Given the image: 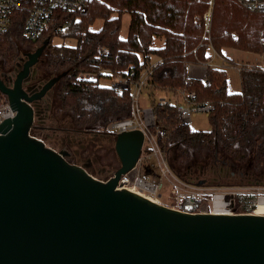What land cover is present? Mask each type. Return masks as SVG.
<instances>
[{
  "label": "trees",
  "instance_id": "16d2710c",
  "mask_svg": "<svg viewBox=\"0 0 264 264\" xmlns=\"http://www.w3.org/2000/svg\"><path fill=\"white\" fill-rule=\"evenodd\" d=\"M207 3L95 0L76 13L58 11L44 38H50L48 69L68 72L61 80L57 108L72 113L74 128L64 129L65 144L81 143L83 136H90L92 140L82 153L86 156L95 148V140H106L111 143L110 150L102 148L110 154L107 165L117 168L119 164L113 161L115 136L106 131L107 125L132 116L133 83L156 62L145 87L156 117L151 130L179 176L189 179L180 169L177 151L189 157L191 150L202 153L217 144H223L225 152L241 162L246 151L256 146L258 163L264 166V69L242 68L241 91L233 94L228 91L225 71L209 66L213 50L220 56L224 48L264 54V13L250 10L237 0H216L211 30L206 34L203 16ZM125 14L130 15V24L123 37ZM98 22L101 25L95 28ZM57 37L73 44H55L53 39ZM157 39H161V45H156ZM23 40L22 26L17 24L10 33L0 36V55L13 58ZM100 48L108 54L101 56ZM189 65H207L205 80L190 78ZM115 77L128 80V87L118 91L114 83L100 84L101 79ZM156 91H171L175 96H180L179 92L194 93L192 104H212V129L193 131L181 122L180 102L157 101ZM32 134L39 137L36 132Z\"/></svg>",
  "mask_w": 264,
  "mask_h": 264
},
{
  "label": "water",
  "instance_id": "95a60500",
  "mask_svg": "<svg viewBox=\"0 0 264 264\" xmlns=\"http://www.w3.org/2000/svg\"><path fill=\"white\" fill-rule=\"evenodd\" d=\"M49 44L28 55L12 88L0 76L16 112L0 126V264H264V215L188 214L119 189L142 158V131L115 135L120 166L105 181L32 134L34 105L68 74L24 90Z\"/></svg>",
  "mask_w": 264,
  "mask_h": 264
},
{
  "label": "built area",
  "instance_id": "2783aa9c",
  "mask_svg": "<svg viewBox=\"0 0 264 264\" xmlns=\"http://www.w3.org/2000/svg\"><path fill=\"white\" fill-rule=\"evenodd\" d=\"M93 1L95 0H0V36L7 35L17 24H20L22 26V37L25 40L33 42L41 40L58 11L76 13ZM215 1L207 0L208 8L203 16L206 34L211 30ZM237 1L250 10L264 13V0ZM99 53L101 56L108 54L104 48H100ZM213 53L218 56L215 50H213ZM156 65V62L153 63L143 72L140 79L133 83L132 116L110 122L106 131L114 136L123 131H142L145 137L143 154H147V159L153 156L156 158L157 171L155 174L159 178V183L151 181L149 176L143 178L140 172L131 177V173L137 169L136 167L122 177L119 182V189L126 188L155 203L188 214L235 215L255 213L259 204L264 203V185H199L197 182L179 176L172 169L158 143L157 136L151 130L156 126L154 108L151 105L146 108L140 106V97L142 94L146 95L143 91L147 87L153 67ZM259 67L264 69V64ZM242 68H239V72ZM82 77L81 74L79 78ZM114 84L117 90L121 91L128 87L129 81L119 77ZM180 93L184 99V103L180 104L179 107V116L182 123L191 122V116L194 112H204L209 116L214 109V106L210 103L192 104L194 93ZM2 96L3 94L0 92V126L5 120L12 119L16 115L8 101L4 100ZM138 165L140 166L141 163ZM163 182L167 188V202L165 203L160 200L162 194L159 193L163 189Z\"/></svg>",
  "mask_w": 264,
  "mask_h": 264
},
{
  "label": "rangeland",
  "instance_id": "374dc122",
  "mask_svg": "<svg viewBox=\"0 0 264 264\" xmlns=\"http://www.w3.org/2000/svg\"><path fill=\"white\" fill-rule=\"evenodd\" d=\"M129 24H130V15L125 14L123 16L122 31H121V35L123 37H125L128 33ZM100 25L101 22H98L95 28H98ZM53 43L73 44V41L63 40L57 37L53 39ZM161 44H162L161 39H157L156 45L158 46ZM18 45L21 46V42ZM211 54H212V58H215L217 61H221V58L219 56L215 55L213 52ZM2 56L3 55H0V60ZM222 57L229 59L231 63H233V61L235 62L234 65L227 63L226 64L227 67L224 69L227 78L228 91L229 93H233V94L241 91L240 73L237 68H234V66L240 65V68L241 67L244 68L253 65L262 66L264 64V59H263L264 54H255V53L240 51L233 48H224L222 51ZM42 58L44 59V62L41 64V66L44 70L47 71L46 75L52 77L61 72L59 70L48 69L50 64L49 51H46ZM153 60H155V58ZM248 62L251 64L247 65ZM243 65H247V66H243ZM50 77L47 76V78ZM117 78L115 77V79L114 78L101 79L100 84L110 86L115 82ZM60 89H61V81L57 83L53 89V109H52L51 120L47 121L48 122L46 124L47 128L44 131L36 132V133L40 138H42L47 143L48 146H51L58 151L61 150L67 151V153L71 155V159L68 158V160L72 163H78L80 165H83L87 163L88 162L87 160L90 158V160L92 161H90L89 163L93 164V168L91 171L94 173L95 177L104 181L108 180L111 176H113L114 172L120 166L119 159L115 152V147L113 153L114 154L113 161L119 165L115 169L113 167L116 166L110 167L107 165L108 157L110 154H108L107 151L102 148H106L107 150H110L111 149L110 142H107L106 140L105 141L95 140V144H93L95 145V148H92L90 155H86V156H83L82 153L89 145L88 143L90 142V140H92L90 136L87 135L83 136L81 143H78V141H73L71 144L61 143V138L65 139L64 137L66 136L64 132H67V130L64 129L66 128L72 129L74 128V126L72 123V113H68V111L58 110L61 103L60 99L58 98V93ZM143 93H145L146 95L145 96L144 94L141 95L140 106L142 108H146L147 106H150V96H149L150 93L147 90H144ZM177 96H175L174 93L171 91H156L155 93V97L157 101H168L171 103H175L176 101H179L180 104H183L184 102L182 101V99L181 98L179 99ZM187 124L193 131H210L212 129L209 116L204 112H194L191 116V122ZM57 140H59V142H57ZM113 146H115V144ZM246 153L247 154L245 160L241 162L239 160H236V158H234L233 155H230L227 152H225L223 144H217L215 148L213 147L211 149L205 150L202 153L195 149L191 150L189 157H185L182 155L181 152L177 151L175 153V157L177 158V162L179 164L181 163L180 169L183 171V174H185L187 178H189L186 173L188 169L199 171V168H205L208 166H214L215 168L220 166L224 169H228V168L230 169L232 168L233 164L237 165L243 170L252 169L257 173L264 172V166L259 164L257 160L256 146L250 147L248 151H246ZM140 163L141 165L140 166L138 165L139 167L137 166V169L133 173H131V177H133L135 174L140 172L143 178H147L149 176L151 181L155 183H159V178L156 177L155 174L157 171L156 158L153 156L147 160V154H143L139 164ZM231 182H239V180H234ZM159 193L162 194L160 200L163 203L167 202L166 199L167 188L165 187L164 182H163V189H161Z\"/></svg>",
  "mask_w": 264,
  "mask_h": 264
},
{
  "label": "flooded vegetation",
  "instance_id": "af4514ba",
  "mask_svg": "<svg viewBox=\"0 0 264 264\" xmlns=\"http://www.w3.org/2000/svg\"><path fill=\"white\" fill-rule=\"evenodd\" d=\"M46 39L48 38H42L38 43H31L27 40H23L21 42V46L17 47L15 56L13 58L2 56L0 60V76L7 87H13L19 74L24 70L26 62L29 60L28 55L34 53ZM46 51H48V47L39 57V61L30 69V72L26 75V77L23 78V88L31 96L38 94L42 86L48 80L54 77L53 76L47 78V71L44 70L41 66V64L44 62V59L42 57ZM53 89L50 90L40 102L34 105L37 116L35 117L32 132L44 131L47 128V121L51 120L53 109ZM2 97L5 98V96ZM67 139H69V136L67 137ZM68 141L70 142V139ZM57 142H59V140H57ZM65 142V139L61 138V143L65 144ZM67 154V159H71V155L69 153ZM87 161L88 162L83 165H87L88 171L94 175V173L91 171L93 168V164L89 163L92 160H90L89 158ZM186 173L189 177V180L193 182L204 180L205 184L264 185V172L257 173L252 169L243 170L235 164H233L232 168L230 169H224L220 166H218L217 168H215L214 166H208L205 168H199V171L188 169ZM234 180H239V182H231Z\"/></svg>",
  "mask_w": 264,
  "mask_h": 264
},
{
  "label": "crops",
  "instance_id": "0c3cea01",
  "mask_svg": "<svg viewBox=\"0 0 264 264\" xmlns=\"http://www.w3.org/2000/svg\"><path fill=\"white\" fill-rule=\"evenodd\" d=\"M218 56L221 58L222 63H221V61H217L215 58H212L210 63H209V66L221 68L224 70L227 67L226 66L227 63H230L232 65L235 64L234 61H233V63H231L229 59H226L225 57H222L219 54H218ZM249 64H251V63L248 62L247 65H249ZM247 65H243V66H247ZM207 67H208L207 65H189L188 66V76L190 78L205 80L206 75H207ZM234 68H237L239 71L240 65L234 66ZM177 97L179 99L181 98L182 101L184 102V99L181 95L177 96Z\"/></svg>",
  "mask_w": 264,
  "mask_h": 264
},
{
  "label": "bare ground",
  "instance_id": "6f19581e",
  "mask_svg": "<svg viewBox=\"0 0 264 264\" xmlns=\"http://www.w3.org/2000/svg\"><path fill=\"white\" fill-rule=\"evenodd\" d=\"M255 213L260 214V215H264V203L259 204V207Z\"/></svg>",
  "mask_w": 264,
  "mask_h": 264
}]
</instances>
